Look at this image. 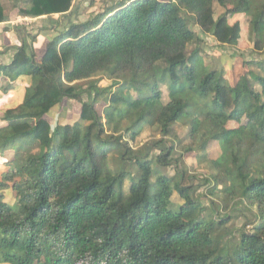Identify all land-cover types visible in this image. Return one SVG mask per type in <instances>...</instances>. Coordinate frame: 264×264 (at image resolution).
<instances>
[{
	"label": "trees",
	"instance_id": "16d2710c",
	"mask_svg": "<svg viewBox=\"0 0 264 264\" xmlns=\"http://www.w3.org/2000/svg\"><path fill=\"white\" fill-rule=\"evenodd\" d=\"M79 4L0 0V24L15 11L42 23L34 35L16 26L19 44L0 65L2 93L29 78L0 117V158L12 155L0 177V264H264V101L254 88L264 90V59H244L247 75L230 86L203 50L207 37L235 50L241 27L230 18L242 14L252 52L264 54V0H90L83 20ZM67 100L80 105L77 120L49 123ZM177 123L188 128L184 152L207 161L205 146L218 144L209 180L173 159ZM145 127L161 139L133 147ZM169 166L176 176L164 180L157 169ZM242 215L236 242L222 247Z\"/></svg>",
	"mask_w": 264,
	"mask_h": 264
},
{
	"label": "rangeland",
	"instance_id": "374dc122",
	"mask_svg": "<svg viewBox=\"0 0 264 264\" xmlns=\"http://www.w3.org/2000/svg\"><path fill=\"white\" fill-rule=\"evenodd\" d=\"M90 0H80L79 4V10H78V19L83 20L88 13H90L93 9L88 8V2ZM97 6L103 5V0H96ZM16 12V11H15ZM15 12L11 15V17H14ZM214 12L215 16H218L222 13V9L218 7L217 5L214 6ZM55 18H58L56 16ZM238 22L241 27L240 32V38L237 44V47L234 49L230 48H219L216 45V42L213 39L205 38V47H204V57H207L208 55L213 63L219 68L222 66L225 71V78L227 80V83H229L230 86L234 85L238 78L241 75H247L248 69L245 67L243 60L244 59H264V54H260L259 56L256 55V53L252 52V42L249 38L247 26L244 23V18L242 14H237L233 18H230V23ZM23 24L22 26H25L27 28V32L31 34H36L38 29L42 26L40 19H25V21L21 22ZM25 24V25H24ZM196 32H198V29L195 27L194 29ZM41 42H43V38L39 37L37 39V42L34 45V48L39 49ZM264 53V52H263ZM262 55V56H261ZM94 81L97 82V84L100 87H107L110 84H112L111 81H109L107 78H101L100 76H97L94 78ZM88 86L87 83H84L82 88H86ZM255 89L259 90L261 92V100L264 101V90L260 89V87L255 84ZM162 101L163 103L168 102L167 97V91L165 87H162ZM83 100L86 101V95L82 96ZM104 104L101 102L95 106L97 112L101 115L103 111ZM80 105L74 101L67 100L64 101L61 105L56 106L53 108L50 113L47 116V120L52 125H56L57 123H65L70 122L74 123L79 114ZM198 117L199 114H196ZM245 123V120L243 119L242 124ZM172 130L176 134V140L174 139H167L168 144L174 143L176 145V151L172 154L173 159H178L179 156H183V160L185 162L186 167L188 168L189 172L194 175L197 179L206 178L209 180L210 174H215L216 171L211 167L210 161H213L217 159L221 152L218 144L216 142H208L205 146V152L206 153V160L203 161L199 158V155L201 152L197 149H193V151H186L184 152V148L188 147L190 145V141L187 138L188 128L187 126L183 125L182 123H177L172 125ZM201 138V137H200ZM200 138L197 140L199 143ZM161 136L158 134V131L156 128H149L145 127L142 131V133L139 135L138 139L135 141V143H131V145L135 148L142 147L145 144L150 143L151 141L160 140ZM196 142V143H197ZM157 174L162 175L164 180H173L176 176V169L173 166L165 167L157 169ZM197 179L193 180L194 188H196V195H201V197H204L206 195V187H201L200 183L201 181H198ZM195 195V196H196ZM172 202L174 205H180L182 202L178 195L176 193H173L172 195ZM206 204L207 202L204 201ZM176 207V206H175ZM244 208V204H241V208ZM242 208V209H243ZM191 214V212H190ZM194 215V214H193ZM224 215V212H221L216 217H222ZM245 216H250L249 213H245ZM245 216H239L238 218H235L234 220H231L229 224L224 227L223 231L226 234V236L223 239L222 247L225 246L224 243H230L233 244L236 242L238 238V233L236 232V229L242 227L243 222H245L246 217ZM249 227L246 228L248 231ZM227 246V245H226Z\"/></svg>",
	"mask_w": 264,
	"mask_h": 264
},
{
	"label": "crops",
	"instance_id": "0c3cea01",
	"mask_svg": "<svg viewBox=\"0 0 264 264\" xmlns=\"http://www.w3.org/2000/svg\"><path fill=\"white\" fill-rule=\"evenodd\" d=\"M23 21H25V19L14 16L12 18H8L6 22L0 24V52L3 53V55L0 56V65L7 63L10 59V53L5 54L6 49L19 44L14 28L18 25H23L21 24ZM9 83L11 84V88L6 93H2L0 91V117L7 109L15 108L21 104L25 88L29 84V78L20 77L17 81ZM258 86L260 87V85ZM260 89L262 88L260 87ZM255 90L261 94L259 90ZM3 126L4 123L0 121V127ZM11 157L12 155L9 154L6 155L7 159L0 158V177L1 174L6 170L4 166L5 162Z\"/></svg>",
	"mask_w": 264,
	"mask_h": 264
}]
</instances>
